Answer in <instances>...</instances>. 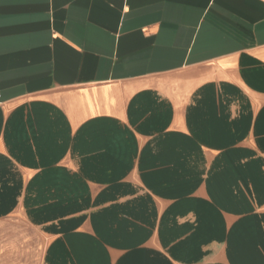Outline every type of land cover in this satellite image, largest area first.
<instances>
[{"label":"crops","instance_id":"crops-1","mask_svg":"<svg viewBox=\"0 0 264 264\" xmlns=\"http://www.w3.org/2000/svg\"><path fill=\"white\" fill-rule=\"evenodd\" d=\"M0 264H264V0H0Z\"/></svg>","mask_w":264,"mask_h":264}]
</instances>
